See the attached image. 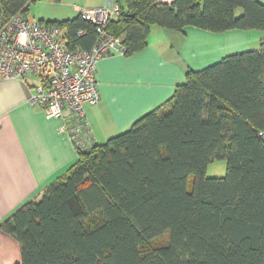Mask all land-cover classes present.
Wrapping results in <instances>:
<instances>
[{
	"label": "trees",
	"instance_id": "obj_1",
	"mask_svg": "<svg viewBox=\"0 0 264 264\" xmlns=\"http://www.w3.org/2000/svg\"><path fill=\"white\" fill-rule=\"evenodd\" d=\"M115 1L107 30L126 57L147 46L153 25L264 31L257 0ZM28 7L0 0V26ZM43 23L67 30L69 51L94 43L79 15ZM76 155L39 202L0 225L20 245L16 264H264V38L258 51L188 69L164 104ZM216 160L225 176L206 177Z\"/></svg>",
	"mask_w": 264,
	"mask_h": 264
},
{
	"label": "crops",
	"instance_id": "obj_2",
	"mask_svg": "<svg viewBox=\"0 0 264 264\" xmlns=\"http://www.w3.org/2000/svg\"><path fill=\"white\" fill-rule=\"evenodd\" d=\"M257 1L264 5V0ZM108 4L109 0H97L83 7L73 5L67 18L43 16L37 21L70 20L81 8ZM263 38L261 30L210 33L186 28L179 32L151 26L144 49L128 57H107L97 64L100 101L85 108L92 146L127 131L144 114L169 100L185 82L188 69L197 71L232 54L258 51ZM37 85L31 77L25 84L0 81V225L23 205L39 202L48 186L77 160L59 130L61 119H45L38 106L29 104V94ZM19 260V243L0 228V264Z\"/></svg>",
	"mask_w": 264,
	"mask_h": 264
},
{
	"label": "built area",
	"instance_id": "obj_3",
	"mask_svg": "<svg viewBox=\"0 0 264 264\" xmlns=\"http://www.w3.org/2000/svg\"><path fill=\"white\" fill-rule=\"evenodd\" d=\"M78 15L94 27L95 40L89 50H67L65 28L22 13L1 25L0 81L25 84L27 78L35 79L38 85L29 94V104L38 106L45 119H61L60 132L75 152H84L93 147L85 108L100 101L97 64L107 57L125 56L126 48L107 30L110 21L120 15L115 0L103 7L81 8ZM82 34L81 30L76 32L77 36Z\"/></svg>",
	"mask_w": 264,
	"mask_h": 264
},
{
	"label": "rangeland",
	"instance_id": "obj_4",
	"mask_svg": "<svg viewBox=\"0 0 264 264\" xmlns=\"http://www.w3.org/2000/svg\"><path fill=\"white\" fill-rule=\"evenodd\" d=\"M97 0H61L60 2H55L54 0H28L29 7L28 12L25 16H28L30 19L37 20L38 18H53L54 20H59L60 18H67L72 14L70 7L73 5H78L80 7L85 6V3L91 2L94 3ZM85 8V7H84ZM242 13L241 9L238 8L235 12L236 16H239ZM219 62V61H217ZM209 63L205 66H212L217 63ZM226 173V163L224 160H216L210 163L206 167L205 175L208 178H223Z\"/></svg>",
	"mask_w": 264,
	"mask_h": 264
}]
</instances>
